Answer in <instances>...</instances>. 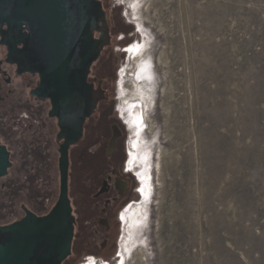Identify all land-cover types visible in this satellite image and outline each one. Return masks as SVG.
Listing matches in <instances>:
<instances>
[{
  "label": "rangeland",
  "instance_id": "rangeland-1",
  "mask_svg": "<svg viewBox=\"0 0 264 264\" xmlns=\"http://www.w3.org/2000/svg\"><path fill=\"white\" fill-rule=\"evenodd\" d=\"M101 1L138 192L117 245L75 239L63 264H264V0ZM28 137L0 178V224L58 197L56 139Z\"/></svg>",
  "mask_w": 264,
  "mask_h": 264
},
{
  "label": "water",
  "instance_id": "water-1",
  "mask_svg": "<svg viewBox=\"0 0 264 264\" xmlns=\"http://www.w3.org/2000/svg\"><path fill=\"white\" fill-rule=\"evenodd\" d=\"M0 36L7 43L8 61L21 71L39 74L35 93L51 97L50 115L57 117V136L63 140L57 200L41 215L21 204L20 219L0 224V264H62L71 254L74 236L68 148L81 138L91 111L83 99L88 94L86 76L91 62L110 43L107 14L100 0H0ZM10 165L9 152L0 144V178Z\"/></svg>",
  "mask_w": 264,
  "mask_h": 264
},
{
  "label": "flooded vegetation",
  "instance_id": "flooded-vegetation-1",
  "mask_svg": "<svg viewBox=\"0 0 264 264\" xmlns=\"http://www.w3.org/2000/svg\"><path fill=\"white\" fill-rule=\"evenodd\" d=\"M102 5L105 6L103 2ZM108 26L110 43L91 62L86 76L88 94L83 99L92 106L91 111L84 119L81 138L68 148V195L74 217V236L68 258L72 256L75 239L79 241L78 247L85 241V246L91 247L96 239H100V249L111 243L117 245L115 231L126 209L123 208L137 190L133 174L125 167L130 152L126 130L114 113L117 66L110 65L107 69L101 66L104 53L112 47V30L110 24ZM6 28L2 26L3 30ZM94 36H98L97 31ZM1 40L0 36V144L5 145L11 160L18 138H55L59 156L63 140L57 136V117L50 115L52 99L37 96L39 74L21 71L16 62L8 61L7 43ZM16 46L20 48L22 43ZM81 264L96 262L90 259Z\"/></svg>",
  "mask_w": 264,
  "mask_h": 264
},
{
  "label": "trees",
  "instance_id": "trees-1",
  "mask_svg": "<svg viewBox=\"0 0 264 264\" xmlns=\"http://www.w3.org/2000/svg\"><path fill=\"white\" fill-rule=\"evenodd\" d=\"M107 23L110 24V18L107 16Z\"/></svg>",
  "mask_w": 264,
  "mask_h": 264
},
{
  "label": "bare ground",
  "instance_id": "bare-ground-1",
  "mask_svg": "<svg viewBox=\"0 0 264 264\" xmlns=\"http://www.w3.org/2000/svg\"><path fill=\"white\" fill-rule=\"evenodd\" d=\"M144 100H145V98H144Z\"/></svg>",
  "mask_w": 264,
  "mask_h": 264
}]
</instances>
